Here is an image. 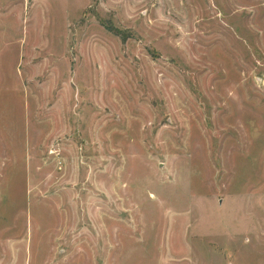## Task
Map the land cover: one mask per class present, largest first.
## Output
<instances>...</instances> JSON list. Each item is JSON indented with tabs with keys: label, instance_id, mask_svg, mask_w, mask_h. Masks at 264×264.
I'll return each mask as SVG.
<instances>
[{
	"label": "rangeland",
	"instance_id": "374dc122",
	"mask_svg": "<svg viewBox=\"0 0 264 264\" xmlns=\"http://www.w3.org/2000/svg\"><path fill=\"white\" fill-rule=\"evenodd\" d=\"M0 264H264V0H0Z\"/></svg>",
	"mask_w": 264,
	"mask_h": 264
}]
</instances>
